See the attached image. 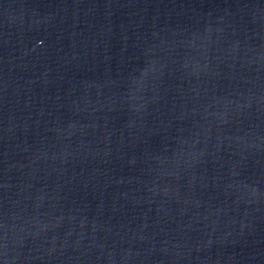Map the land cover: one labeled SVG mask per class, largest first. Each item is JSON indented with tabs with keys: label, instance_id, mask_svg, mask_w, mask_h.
<instances>
[{
	"label": "water",
	"instance_id": "1",
	"mask_svg": "<svg viewBox=\"0 0 264 264\" xmlns=\"http://www.w3.org/2000/svg\"><path fill=\"white\" fill-rule=\"evenodd\" d=\"M0 264H264V0H0Z\"/></svg>",
	"mask_w": 264,
	"mask_h": 264
}]
</instances>
